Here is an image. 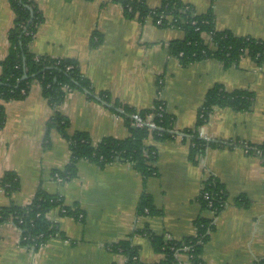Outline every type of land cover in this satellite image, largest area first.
<instances>
[{"label":"crops","instance_id":"obj_1","mask_svg":"<svg viewBox=\"0 0 264 264\" xmlns=\"http://www.w3.org/2000/svg\"><path fill=\"white\" fill-rule=\"evenodd\" d=\"M130 1L142 2L148 9L161 4V0ZM179 1L195 16L210 14L218 32L264 43V0ZM33 2L43 23L30 44L31 54L73 61L92 89V93L65 90L57 112L68 121V135L86 134L93 144L107 138L123 140L133 126L122 108L151 119L142 113L158 105L171 117L172 130L183 134L194 130L207 92L220 87L228 93H251L253 104L244 112L211 110L196 136L264 144V63L242 56L229 67L214 59L182 66L169 50L170 43L184 39L182 30L127 18L113 0ZM13 22L8 0H0V63L9 53ZM116 103L119 108H114ZM3 109L0 182L12 173L19 187L11 195L0 187V209L29 205L41 188L60 197L63 208L76 211L77 217L63 215L59 208L50 211L46 218L57 234L35 251L20 247L16 225L2 223L0 264H126L123 255L109 249L124 241L135 248L140 264H157L163 255L153 250L151 236L175 242L192 239L196 220L212 218L199 203L212 177L223 188L225 204L202 247L201 264H254L264 259V162L257 155L240 147L210 148L191 162L188 139L162 142L149 134L143 144L155 152L154 175L144 179L126 163L99 167L80 161L74 179L57 183L51 173L68 164L69 143L55 129L44 140L53 110L42 97L40 84L33 83L24 99L7 102ZM143 193L157 214L137 213ZM189 263L184 252L175 264Z\"/></svg>","mask_w":264,"mask_h":264},{"label":"trees","instance_id":"obj_2","mask_svg":"<svg viewBox=\"0 0 264 264\" xmlns=\"http://www.w3.org/2000/svg\"><path fill=\"white\" fill-rule=\"evenodd\" d=\"M91 1V0H87ZM121 4L124 16L137 18L145 21L148 17L156 20L163 17V28L171 21L175 28L184 32L185 37L180 42L169 45L170 54L179 59L182 66L201 62L206 59H214L224 67L235 64L242 56H247L257 64L264 63V43L249 38H238L230 32H218L214 29L213 19L210 14L195 16L192 8L179 0H161L156 9H148L142 2L128 0H113ZM10 9L14 15L12 28L8 32L9 53L7 58L0 63V129L5 121L3 104L10 101H20L27 96L33 83H39L42 88V97L53 110L52 116L45 124L44 140H48L51 129L69 143L70 157L68 164L61 171H53L61 179V183L70 182L76 176V165L80 161H89L99 167L114 163L129 164L144 179L152 176L155 169L152 163L155 161V152L152 148L144 146L143 141L152 134L158 141L173 139L176 135L168 131L152 130L147 127L130 128V136L123 140L103 139L93 144L91 139L82 133L67 134L68 121L57 112L58 107L64 100L65 90L73 91L84 89L92 93V89L84 79L76 64L70 60H54L45 57H37L31 54L29 47L33 41L38 27L43 23V15L39 12L33 0H8ZM129 9H128V8ZM195 21L196 25H191ZM203 34H210V44L205 43ZM24 92V95L21 92ZM103 97V95H102ZM254 96L245 91L225 92L220 87L209 90L204 98L200 113L196 120L194 130L184 132V139L189 140V159L191 162L205 154L210 148H233L247 149L249 153L264 157V144L249 145L240 142L209 141L196 136V130L203 126L211 110L215 108H229L237 112L250 110ZM108 101V99H105ZM114 104V108H119ZM129 122L133 110L122 108ZM142 115H151V121L163 130H172V119L162 113L160 117L156 112H143ZM173 131V130H172ZM4 193L11 195L19 185L16 176L6 173L0 182ZM206 194V197L204 195ZM225 197L223 188L214 178H210L204 185L199 197V203L204 210L212 213L211 219L199 218L195 222L197 234L192 239L181 242L163 240L161 237H150L152 248L155 252L163 255V260L157 264H175L177 257L184 253V247L190 257L189 264H201L200 255L202 247L208 241L210 233L214 230L215 220L220 216ZM243 206L244 203H238ZM63 208L60 197L48 195L38 188L31 203L25 207L10 206L0 209V225L11 221L20 231V247L37 250L48 239L57 234L55 225L50 223L46 215L56 209ZM65 209V208H64ZM139 215L157 214L150 203V198L142 194L137 206ZM63 215L77 217L76 211L65 209ZM19 221H21L20 224ZM110 251L119 253L126 258V264H140L137 260V252L129 241L120 242L110 246ZM254 264H264V259Z\"/></svg>","mask_w":264,"mask_h":264},{"label":"built area","instance_id":"obj_3","mask_svg":"<svg viewBox=\"0 0 264 264\" xmlns=\"http://www.w3.org/2000/svg\"><path fill=\"white\" fill-rule=\"evenodd\" d=\"M129 2H131L130 0H128ZM128 8V7H127ZM129 9V8H128ZM147 19H150L156 26L158 27H162L163 26V17L162 16H159L156 20H152L150 17H148ZM165 27H168V28H175V26L173 25V23L171 21H168L166 24ZM191 25H196V22L195 21H192L191 22ZM203 37H207L208 38V41L210 42V34H203L202 35V38ZM204 39V38H203ZM205 43L207 44L208 42L205 41ZM22 95H24V92L22 91L21 92ZM154 111L156 112V116L157 117H160L162 115V113H164V108L162 105H158ZM131 124L133 127L135 128H142V127H147L150 131L152 130H161V131H168L170 133H174L176 136L174 138H180V139H183L186 137V135L184 134H181V133H177V132H174L172 130H163L162 128H159L157 127L154 123H152L151 119H149V117L147 116H141L139 113H134L133 115H131ZM243 151L245 153H249V151L247 149H244L243 148ZM258 156V155H257ZM259 157V156H258ZM261 159L262 162H264V157H259ZM129 165V164H128ZM154 175V174H153ZM55 181L57 183H61V179L58 178L56 175L54 177ZM204 197H206V194L204 195ZM60 211L64 214L65 213V209L64 208H61ZM21 221H19L18 224H20ZM19 234H20V231H19ZM20 238H21V235H20ZM184 250H185V253L187 254V251H189L186 247H184ZM188 255V254H187ZM189 257V256H188ZM190 259V257H189Z\"/></svg>","mask_w":264,"mask_h":264}]
</instances>
